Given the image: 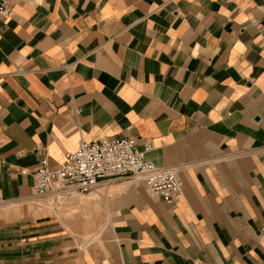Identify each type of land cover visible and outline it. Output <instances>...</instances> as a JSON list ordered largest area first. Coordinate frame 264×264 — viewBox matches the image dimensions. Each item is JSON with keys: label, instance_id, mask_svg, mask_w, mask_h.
Segmentation results:
<instances>
[{"label": "crops", "instance_id": "0c3cea01", "mask_svg": "<svg viewBox=\"0 0 264 264\" xmlns=\"http://www.w3.org/2000/svg\"><path fill=\"white\" fill-rule=\"evenodd\" d=\"M10 6L0 264H264V0ZM107 137L149 142L147 159L176 169L179 198L114 179L90 202L64 200L80 218L35 195L43 156L56 169L80 141Z\"/></svg>", "mask_w": 264, "mask_h": 264}, {"label": "built area", "instance_id": "2783aa9c", "mask_svg": "<svg viewBox=\"0 0 264 264\" xmlns=\"http://www.w3.org/2000/svg\"><path fill=\"white\" fill-rule=\"evenodd\" d=\"M11 0H0V18H10ZM136 137H107L80 141L74 152H67L61 166L52 169L43 156L35 166L33 192L37 196L55 194L60 199L91 194L101 183L133 178L141 182L153 198L173 203L183 184L173 167H159L147 159L151 144L138 148ZM26 174V171L22 172Z\"/></svg>", "mask_w": 264, "mask_h": 264}, {"label": "rangeland", "instance_id": "374dc122", "mask_svg": "<svg viewBox=\"0 0 264 264\" xmlns=\"http://www.w3.org/2000/svg\"><path fill=\"white\" fill-rule=\"evenodd\" d=\"M94 196V194H91V195H88V196H83V197H81V196H76V199L77 198H79V200L81 201V202H85V201H87V202H90V199L92 198ZM48 197H52V196H46V197H42L43 199L44 198H48ZM56 197H54L52 200V204H51V206H56V205H58V203L60 202L61 204V206L65 209V211H66V213L68 214V216H71V215H75V217H82V216H84L85 214H86V212H83V210H81V206H77L76 205V207H74L72 204H68L67 202L68 201H64V200H60L58 203H57V200L55 199ZM83 209H84V207H82ZM75 219H77V218H75Z\"/></svg>", "mask_w": 264, "mask_h": 264}, {"label": "bare ground", "instance_id": "6f19581e", "mask_svg": "<svg viewBox=\"0 0 264 264\" xmlns=\"http://www.w3.org/2000/svg\"><path fill=\"white\" fill-rule=\"evenodd\" d=\"M75 197H76V195H74V196H70V197H68V198H64V199H60V198L57 197V199H58V200H69V199H74Z\"/></svg>", "mask_w": 264, "mask_h": 264}]
</instances>
